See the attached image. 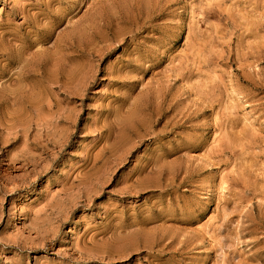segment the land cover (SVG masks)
<instances>
[{"label": "rangeland", "instance_id": "374dc122", "mask_svg": "<svg viewBox=\"0 0 264 264\" xmlns=\"http://www.w3.org/2000/svg\"><path fill=\"white\" fill-rule=\"evenodd\" d=\"M0 264H264V0H0Z\"/></svg>", "mask_w": 264, "mask_h": 264}]
</instances>
